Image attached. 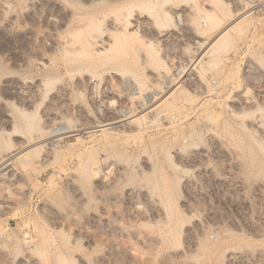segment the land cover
<instances>
[{
	"label": "rangeland",
	"instance_id": "1",
	"mask_svg": "<svg viewBox=\"0 0 264 264\" xmlns=\"http://www.w3.org/2000/svg\"><path fill=\"white\" fill-rule=\"evenodd\" d=\"M104 1L125 18L135 4ZM100 2L0 0V264H264V0H159L157 24L145 30L136 9L134 35L119 37L108 20L87 56L81 17ZM229 26L208 53L197 44ZM175 88L178 110L149 116ZM88 159L99 174L82 182Z\"/></svg>",
	"mask_w": 264,
	"mask_h": 264
},
{
	"label": "bare ground",
	"instance_id": "2",
	"mask_svg": "<svg viewBox=\"0 0 264 264\" xmlns=\"http://www.w3.org/2000/svg\"><path fill=\"white\" fill-rule=\"evenodd\" d=\"M132 2H134L135 4L134 5H131L132 7L130 8V9H128V12L126 13L127 14V17L125 18L121 13L122 12H117V13H113V14H109V15H107L106 14V12H103V11H105L104 10V5H105V1L104 0H101V2H100V16L98 15V17L96 18V20L94 19V18H92V15L90 14V12H85L83 15H82V19L83 20H85L87 23H88V27H89V25L90 26H93L92 27V31H90V28L91 27H89V31L92 33H90L89 35H90V38L88 39H83V40H81V39H79V42H78V44H79V46L81 47V50H82V54H86L87 56L89 55V50L87 49V46L88 45H90V46H94V47H96V48H98V49H100V48H102L104 45H105V40L107 41V39H105V38H101V37H96L95 35H93L94 33L93 32H96V35H97V33L98 32H103L102 31V28H103V25L104 24H106L105 22H107L108 20H109V22H111V25L109 26V28L111 27V29L110 30H112V31H119V33H120V35H119V37H123V36H127V37H129V36H132V35H134V33H135V31H133V32H131L130 31V28L131 27H133V24L131 23V19L130 18H134L133 16L132 17H130L131 15H132V13L137 9V10H140V13H139V15H137V18L135 19V21L137 22V23H141V24H143L142 26H143V28L145 29V30H149L150 28H149V26L150 25H152L151 24V22H153V23H156L157 24V22L160 20V14L157 12V4H158V1L159 0H131ZM165 2H169V1H171V0H164ZM218 1V0H217ZM238 1V0H237ZM219 3H220V1H219ZM107 4V3H106ZM164 4V3H163ZM239 4H240V10H242L243 9V7L242 6H244V5H242V3H240L239 2ZM171 5V4H170ZM112 6V5H111ZM253 6V5H252ZM96 7H98V6H96ZM107 6H105V8H106ZM185 7H187V6H185ZM85 9L87 8L86 6L84 7ZM84 8H83V10H84ZM182 8H184V7H182ZM173 9V8H172ZM191 9V8H190ZM81 10H82V8H81ZM98 10V9H97ZM108 10H109V8H108ZM192 10V9H191ZM191 10H189V8L188 9H181V8H174L173 9V14H178L179 16H181L182 14H184L185 16H187L186 18L188 19V17L191 15L190 13V11ZM90 11H91V9H90ZM111 11V10H110ZM121 11V10H120ZM171 12V11H170ZM93 13V12H92ZM111 13V12H110ZM125 12H123V14H124ZM167 11H164V14L165 15H167ZM195 13V12H194ZM193 12H192V14H194ZM72 14V13H71ZM94 14V13H93ZM126 16V15H125ZM193 16V15H192ZM94 17V16H93ZM213 17V16H212ZM245 17V16H244ZM80 18V17H79ZM134 19H133V21H134ZM181 19V18H180ZM194 19V18H193ZM178 20V19H177ZM189 20V19H188ZM187 20V21H188ZM84 21V22H85ZM185 21V20H184ZM193 21V20H192ZM192 21H189V22H187V23H185L186 24V28L189 30V31H191V33L193 32V33H195V30H198V27H199V25H198V27H196L194 24H193V22ZM161 22V21H160ZM108 23V22H107ZM134 24H136L135 22H133ZM184 23V22H183ZM109 24V23H108ZM140 24V25H141ZM179 24H180V22H179ZM87 25V24H86ZM137 25V24H136ZM136 25H134L135 27H136ZM106 26V25H105ZM108 26H107V28H108ZM141 26V27H142ZM156 27H157V25H155ZM88 27H86V29L88 30ZM139 27V26H138ZM160 27V26H159ZM165 28H166V26H164ZM234 27V26H233ZM163 28V27H162ZM231 28H232V26H229L227 29H225L224 31H222L218 36H217V38H216V42L214 41V43L212 42V44H210V42H208V41H203V42H197V44H199L200 46L199 47H205L206 49H207V52L206 53H208L209 51H210V49L211 48H213V45L214 44H216L218 41H220L222 38H224V37H226V35L228 34V32L231 30ZM85 29V28H84ZM142 29V28H141ZM153 29V28H152ZM143 30V29H142ZM200 30V29H199ZM109 31V30H108ZM151 31V30H150ZM153 31V30H152ZM234 31V30H233ZM78 32V31H77ZM87 32V31H86ZM105 32V31H104ZM103 32V33H104ZM144 32V31H143ZM154 32V31H153ZM178 30H174V31H169V32H166V31H164V33H159V36L161 37V38H164V39H166V38H170V36H175V35H177L178 33ZM200 32V31H199ZM79 33V32H78ZM109 33H111V32H109ZM119 33H117L116 34V36H118V34ZM155 33V32H154ZM154 33H153V35H154ZM157 33V32H156ZM190 33V32H189ZM105 34V33H104ZM104 34H102V35H104ZM181 34V33H180ZM101 34H100V36H102ZM107 35H108V32H107ZM79 38H80V35H77ZM103 37V36H102ZM109 37V36H108ZM159 37V38H160ZM110 38V37H109ZM105 39V40H104ZM111 39V38H110ZM133 39V38H132ZM76 40H78V38L76 39ZM81 40V41H80ZM86 40V41H85ZM167 40V39H166ZM173 40V39H172ZM225 40V39H224ZM223 40V42L222 43H225V41ZM108 41H110L109 39H108ZM136 42V41H135ZM167 42V41H166ZM130 43V42H129ZM107 44V43H106ZM131 44H133V43H131ZM114 45V44H113ZM124 45V44H123ZM138 45V44H137ZM210 45V46H209ZM217 45V44H216ZM65 46V45H64ZM78 46V45H77ZM133 46V45H132ZM209 46V47H208ZM93 47V48H94ZM105 47V46H104ZM109 47H110V45H109ZM114 47V46H113ZM120 47V46H119ZM64 48V47H63ZM110 48H112V46L110 47ZM137 48V47H136ZM139 48V47H138ZM141 48V47H140ZM67 49H69V47L67 48ZM78 49V48H77ZM101 50V49H100ZM115 50H117V49H115ZM131 50V49H130ZM133 50H134V48H133ZM136 50V49H135ZM138 50V49H137ZM213 50V49H212ZM68 51V50H67ZM91 51V50H90ZM95 51H96V49H95ZM105 51H107V50H105ZM121 51V50H120ZM123 51V50H122ZM142 51V50H141ZM73 52V51H72ZM79 52V51H78ZM98 52H99V50H98ZM132 52V51H131ZM101 53H102V51H101ZM119 53V52H118ZM99 55V54H98ZM70 56V55H69ZM75 56V55H74ZM77 56V55H76ZM81 56H83V55H81ZM85 56V55H84ZM83 56V57H84ZM90 56V55H89ZM92 57V56H91ZM147 57V56H146ZM85 58V57H84ZM78 59V58H77ZM73 60V59H72ZM83 60H85V59H83ZM112 63H115L117 60L116 59H109ZM119 60V59H118ZM132 60V59H131ZM147 60V59H146ZM72 62V61H71ZM77 62H78V60H77ZM76 62V63H77ZM80 62V61H79ZM87 62H88V64L90 63V61H88L87 60ZM119 61H117V63H118ZM140 62H141V60H140ZM148 62V61H147ZM82 63V62H81ZM95 63V62H94ZM116 63V64H117ZM120 63H124V62H119V64ZM143 63V62H142ZM80 64V63H79ZM79 64H77L78 66H79ZM128 64V63H127ZM144 65H145V63H143ZM44 65V64H43ZM82 65V64H81ZM142 65V64H141ZM76 66V65H75ZM78 66H76L77 68H78ZM81 67V66H80ZM78 70V69H77ZM191 70V69H190ZM189 70V71H190ZM164 77V76H163ZM158 78V77H157ZM90 79V78H89ZM44 85V84H43ZM63 85V84H62ZM66 85V84H65ZM145 88V87H144ZM178 88V87H177ZM61 89V88H60ZM177 89L175 88L172 92H170V94L164 99V100H162L160 103H158V104H155V105H151L150 106V108H149V111L147 112L148 113V115L149 116H152V117H154V116H159V115H162V116H164V118L166 117V118H170V116H171V112H173V111H177L178 110V108H177V106L176 105H174L172 102H171V99L175 96V94L177 93ZM150 100V99H149ZM134 104V103H133ZM161 108H163V109H161ZM161 109V110H160ZM15 111V110H14ZM179 112V111H178ZM210 112V111H209ZM179 114V113H178ZM181 115V114H180ZM209 116V118H210V120H217V118H218V116H217V118L215 117V115L213 114V113H211V114H209L208 115ZM9 117H10V119L8 120V124H11L12 122H13V118L9 115ZM12 118V119H11ZM208 118V119H209ZM143 119V118H142ZM26 120H27V114L26 113H19L18 114V121H20L21 123H24V122H26ZM36 120V119H35ZM136 119H131V117H129V118H125V119H123V120H120L119 122L120 123H122V124H124V125H131L132 123H134V121H135ZM137 121V120H136ZM135 121V122H136ZM150 121V120H149ZM213 121V122H214ZM143 122V121H142ZM141 122V123H142ZM217 122V121H216ZM16 123V122H15ZM30 122H28V125L29 126H35V128H36V125H35V123H36V121L35 122H33L32 124L30 123ZM38 123H39V121H38ZM117 122H112V123H107V124H105L103 127H104V129H105V127H106V129L105 130H111L112 128H111V126L112 125H115ZM150 123H151V121H150ZM154 123V122H153ZM26 124V123H25ZM15 125V124H14ZM227 125V124H226ZM229 125V124H228ZM231 126V125H230ZM260 126V125H259ZM14 127V126H13ZM38 127V126H37ZM174 127V126H173ZM261 127V126H260ZM26 128H27V126H26ZM232 128V127H231ZM30 129H31V127H30ZM33 129V128H32ZM61 129H65V127H62ZM103 129V130H104ZM14 130L16 131V129L14 128ZM34 130V129H33ZM228 130V129H227ZM229 130H231V129H229ZM228 130V131H229ZM53 132V131H52ZM51 132V133H52ZM106 132V131H105ZM182 132V131H181ZM14 133V132H13ZM44 133V132H43ZM50 133V134H51ZM54 133V132H53ZM238 133V132H237ZM16 134V133H15ZM47 134H49V133H46V134H44V135H46V137L49 139V137L47 136ZM232 135H234V137H233V141H234V143H235V145H236V147H238L239 149H242L243 147H244V140L245 139H243L242 138V136H241V134H232ZM53 138V137H52ZM51 138V141L52 142H55L56 140H53ZM55 138V137H54ZM110 138H112V137H110ZM18 139V138H17ZM45 139V138H44ZM106 140L108 141V138H106ZM114 140V139H113ZM56 143V142H55ZM109 143H111L112 145L114 144V143H112V139H111V142L109 141ZM52 144V143H51ZM115 145V144H114ZM55 147V146H54ZM114 148V147H113ZM182 148V147H181ZM115 149V148H114ZM118 149V148H117ZM188 149V148H187ZM237 149V148H236ZM116 150V149H115ZM117 151V150H116ZM169 153V152H168ZM51 155V154H50ZM117 155L119 156V160H121L122 158H123V160H124V157H123V155H121L120 153H117ZM90 157V156H89ZM94 158V157H93ZM169 158V157H168ZM10 160V159H9ZM15 161V160H14ZM122 161V160H121ZM126 161H128V160H126ZM29 163V162H28ZM10 164H8L7 166H9ZM80 165V164H79ZM6 166V167H7ZM99 165H97V162H93L92 160H90V159H88V160H85L83 163H81V165H80V167H79V169H77L78 170V175H79V178H80V180L82 181V182H86L88 179H90V178H92L94 175H97V174H99L98 172V170H100L99 169ZM169 168V167H168ZM153 169V168H152ZM264 176V171L262 172V171H260V173L259 174H257L256 175V177H263ZM255 177V176H254ZM4 178V177H3ZM73 178H75V177H73ZM77 178V177H76ZM253 178V177H252ZM164 179V178H163ZM253 179H255V178H253ZM166 181V180H165ZM177 181V180H176ZM255 181V180H254ZM163 181H161V183H162ZM167 182V181H166ZM178 182H180V181H178ZM178 182L175 184V188H174V186L173 187H171V188H174L175 189V191L177 190L178 191ZM154 183V182H153ZM160 183V184H161ZM165 183V182H164ZM170 183V182H169ZM172 183V182H171ZM174 183V182H173ZM168 184V183H167ZM154 185V184H153ZM163 184H161V186H162ZM165 185L166 184H164L163 186V190H164V188H165ZM160 186V187H161ZM170 186V185H169ZM168 188V187H167ZM167 188H165V189H167ZM264 188V187H263ZM159 189V185L158 184H156L155 185V187L153 188V189H150V190H152V192H154V191H157ZM169 189V188H168ZM3 190V189H2ZM74 190V189H73ZM53 191V190H52ZM57 191V190H56ZM169 191V190H168ZM174 191V190H173ZM58 192H59V190H58ZM57 192V193H58ZM61 193V191L59 192V194ZM171 192H167V191H165V199H166V204L164 205L165 207H166V212H167V215H168V217H170V219H172L171 217H173L174 215V201H173V197L172 196H170L171 194H170ZM51 194V193H50ZM54 195H56V192H55V194ZM53 195V197H55ZM58 196V195H57ZM55 197V200L58 198V197ZM50 197V196H49ZM52 197V198H53ZM60 197V196H59ZM164 197V196H163ZM48 199V198H47ZM49 199H51V198H49ZM48 199V200H49ZM149 199V198H148ZM156 200V199H155ZM175 200V199H174ZM58 201V200H57ZM53 202V201H52ZM54 203H56V202H54ZM163 207V206H162ZM176 211V210H175ZM180 213V212H179ZM182 214V213H181ZM178 215H180V214H178ZM183 215V214H182ZM167 217V218H168ZM175 217V216H174ZM173 217V218H174ZM182 217V222H185V224H186V221H190V220H187L184 216H181ZM181 217L179 218V216L177 217V219L179 218V220L181 219ZM176 218V217H175ZM176 221V220H175ZM174 221V222H175ZM179 223H180V221H178ZM178 222H177V224H178ZM172 224V223H171ZM174 224H176V223H174ZM183 225H184V223H182ZM182 224H180V225H182ZM176 227V226H175ZM28 228V227H27ZM34 229V228H33ZM36 232H39V231H35V233ZM173 233V235L176 233H174V230L172 231ZM41 233V232H40ZM171 233H170V235L171 236H173ZM37 235L39 236V234L37 233ZM176 235H177V233H176ZM175 235V236H176ZM31 236V235H30ZM29 236V237H30ZM167 236H168V232H167ZM170 236V237H171ZM188 237H190V236H188ZM169 238V237H168ZM169 239H171V238H169ZM176 239H178L177 237H176ZM174 240H175V238H174ZM175 241H177V240H175ZM205 242H202V243H200V246H201V248H202V250H203V248L205 247ZM32 249H33V252H35V251H37L38 253H39V251H41V250H43V248H42V245H32ZM198 249H200V248H198ZM199 251H201V250H199ZM41 253H43L42 251L40 252V254ZM41 257V256H40ZM43 258V257H42Z\"/></svg>",
	"mask_w": 264,
	"mask_h": 264
}]
</instances>
